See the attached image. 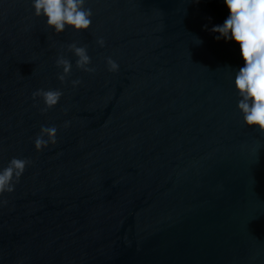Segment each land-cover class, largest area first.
<instances>
[{"label":"water","instance_id":"95a60500","mask_svg":"<svg viewBox=\"0 0 264 264\" xmlns=\"http://www.w3.org/2000/svg\"><path fill=\"white\" fill-rule=\"evenodd\" d=\"M85 7L88 30L56 34L0 0V170L30 161L0 194V264H264V133L238 109L239 44L211 31L225 0ZM38 89L63 95L42 112ZM42 126L56 143L37 151Z\"/></svg>","mask_w":264,"mask_h":264},{"label":"clouds","instance_id":"9594fccd","mask_svg":"<svg viewBox=\"0 0 264 264\" xmlns=\"http://www.w3.org/2000/svg\"><path fill=\"white\" fill-rule=\"evenodd\" d=\"M225 3L230 15L222 25L214 26L211 31L220 34L216 36L217 40L224 38L239 44L244 66L236 72L234 81L240 96L238 109L247 126H257L255 128L264 133V0H225ZM85 4L86 0H32L34 15L46 17L47 27L54 29L56 34L63 33L66 26L76 32L90 28L93 13ZM97 43L103 47L105 41L100 38ZM68 50L78 58L76 60L78 69L90 73L95 71L94 68L88 67L91 58L87 54L86 46L72 43L68 45ZM56 65L63 69L57 77L63 83L71 73L72 64L60 56L56 60ZM107 65L111 72L119 69V65L110 57L107 58ZM80 83V80L72 81L74 87ZM62 95V91L58 89H38L33 93V98H42L45 107L41 111L46 112L57 105ZM56 135L55 126H42L34 142L35 149L41 151L49 144L54 145ZM29 164L30 161L27 159L14 157L7 167L0 170V194L14 191L15 182L19 181Z\"/></svg>","mask_w":264,"mask_h":264}]
</instances>
